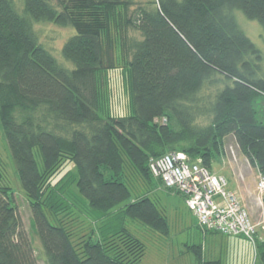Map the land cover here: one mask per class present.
<instances>
[{
	"label": "trees",
	"instance_id": "obj_1",
	"mask_svg": "<svg viewBox=\"0 0 264 264\" xmlns=\"http://www.w3.org/2000/svg\"><path fill=\"white\" fill-rule=\"evenodd\" d=\"M22 4L0 0V126L46 264H140L146 246L125 219L167 231L152 158L182 152L211 171L232 137L264 172V122L253 104L264 96L262 56L232 14L264 32V0H151L132 15L133 0ZM39 22L75 31L61 49L72 69L39 43ZM122 27L141 34L126 46L128 116L113 113L107 83L111 29ZM3 175L0 160V264H37ZM255 251L264 264V239Z\"/></svg>",
	"mask_w": 264,
	"mask_h": 264
},
{
	"label": "rangeland",
	"instance_id": "obj_2",
	"mask_svg": "<svg viewBox=\"0 0 264 264\" xmlns=\"http://www.w3.org/2000/svg\"><path fill=\"white\" fill-rule=\"evenodd\" d=\"M50 1L55 3V0ZM149 1L151 0H133L134 5L131 6L129 14L132 15L137 6L145 5ZM13 2L17 9L22 10V0H13ZM232 14L242 31L261 52V66L264 67V32L261 26L256 21L247 19L237 9L232 10ZM34 29L39 43L52 54L57 62L66 69H72L73 64L63 58L61 49L64 43L75 35V31L70 27L41 22L35 23ZM140 39L141 34L134 28L111 29L115 69L108 72L107 83L109 84L112 111L116 116L132 114L128 65L130 52L126 46H130ZM253 104L257 111V118H264V96H256ZM36 159L41 164L38 152ZM0 160L3 166L4 183L14 192L12 204L16 205L18 216L30 240L37 264H46L39 237L31 226L33 218L1 126ZM71 167L70 164L65 165L61 174ZM212 170L226 178L229 189L242 195L240 198H242L252 221L256 224L261 223L264 220V208L259 204V199H262L263 203L264 195L257 190L259 172L249 165L239 152L232 137H228L225 141L224 155L216 157L212 162ZM153 200L158 202L166 215L167 231L165 233L152 230L145 224L130 218H126L124 223L132 235L146 246V252L140 264H202L204 261H218L220 264H261L255 248L246 239L204 232L197 228L184 200L179 195L172 191L169 193L160 186L156 190ZM120 206L121 204L117 205L112 211L115 212ZM257 231L258 237L263 240L264 230L261 229V226ZM78 235L80 232L77 233ZM195 247H200L201 258L196 256Z\"/></svg>",
	"mask_w": 264,
	"mask_h": 264
},
{
	"label": "built area",
	"instance_id": "obj_3",
	"mask_svg": "<svg viewBox=\"0 0 264 264\" xmlns=\"http://www.w3.org/2000/svg\"><path fill=\"white\" fill-rule=\"evenodd\" d=\"M149 171L166 190L183 196L186 207L204 232L239 236L255 248L258 227L264 230V220L256 224L240 201L228 188L222 175L210 171L199 161L190 162L182 152L168 153L149 161ZM257 190L264 195V172L258 171ZM259 204L263 205L262 199Z\"/></svg>",
	"mask_w": 264,
	"mask_h": 264
},
{
	"label": "crops",
	"instance_id": "obj_4",
	"mask_svg": "<svg viewBox=\"0 0 264 264\" xmlns=\"http://www.w3.org/2000/svg\"><path fill=\"white\" fill-rule=\"evenodd\" d=\"M256 118H257V111H256ZM257 120H259L260 122H264V118H257ZM212 172H214V170H211ZM215 173V172H214ZM161 190H163V189H161ZM169 193L171 192V191H168ZM172 193H174V194H177V195H179L183 200H184V198H183V196L182 195H180L179 193H177V192H172ZM238 194V193H237ZM238 197L240 198V197H242V195H240V194H238ZM241 199V202H243L242 201V198H240ZM185 203V202H184ZM243 205H244V202H243ZM186 206V205H185ZM245 207V206H244ZM188 209V208H187ZM189 210V209H188ZM189 213H190V215H191V218H192V220H193V223L195 224V226L197 227V228H199L198 226H197V223H196V220H195V218H194V216L192 215V213L189 211ZM200 229V228H199ZM201 230V229H200ZM234 237H239V236H234Z\"/></svg>",
	"mask_w": 264,
	"mask_h": 264
}]
</instances>
